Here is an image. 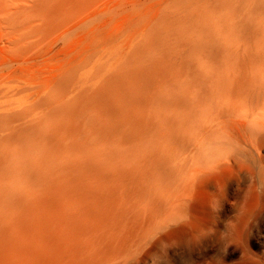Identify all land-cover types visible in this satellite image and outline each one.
Here are the masks:
<instances>
[{
    "label": "bare ground",
    "instance_id": "obj_1",
    "mask_svg": "<svg viewBox=\"0 0 264 264\" xmlns=\"http://www.w3.org/2000/svg\"><path fill=\"white\" fill-rule=\"evenodd\" d=\"M262 173L264 0H0V264H131Z\"/></svg>",
    "mask_w": 264,
    "mask_h": 264
},
{
    "label": "rangeland",
    "instance_id": "obj_2",
    "mask_svg": "<svg viewBox=\"0 0 264 264\" xmlns=\"http://www.w3.org/2000/svg\"><path fill=\"white\" fill-rule=\"evenodd\" d=\"M210 192L217 187L193 201L191 242L164 234L131 264H264V174L247 177V192L234 205L212 201Z\"/></svg>",
    "mask_w": 264,
    "mask_h": 264
}]
</instances>
